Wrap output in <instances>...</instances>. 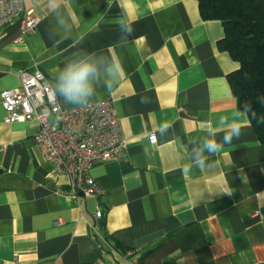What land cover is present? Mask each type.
<instances>
[{
	"label": "crops",
	"instance_id": "crops-1",
	"mask_svg": "<svg viewBox=\"0 0 264 264\" xmlns=\"http://www.w3.org/2000/svg\"><path fill=\"white\" fill-rule=\"evenodd\" d=\"M124 3L65 0L72 31L51 39L47 0H21L20 16L0 29V264H264V143L248 115L207 167L182 171L207 130L221 141L219 119L240 111L227 78L239 65L219 48L221 22L204 20L199 0ZM28 11L41 20L22 35ZM122 15L134 29L125 46ZM82 52L122 66L114 88L97 87L89 102L112 98L127 143L125 161L92 170L101 198L68 195L70 178L35 142L38 123H8L1 105L20 72L40 69L54 90L58 70Z\"/></svg>",
	"mask_w": 264,
	"mask_h": 264
},
{
	"label": "built area",
	"instance_id": "built-area-1",
	"mask_svg": "<svg viewBox=\"0 0 264 264\" xmlns=\"http://www.w3.org/2000/svg\"><path fill=\"white\" fill-rule=\"evenodd\" d=\"M21 13V0H0V29ZM40 20L33 11L26 12L22 35L33 34ZM18 79V87L1 93L6 121L38 123L35 142L46 162L58 174L70 178L68 195L101 198L104 190L94 180L93 168L98 163L127 159V143L112 98L62 108L58 95L40 69L22 71ZM95 216L101 220L104 214L98 210Z\"/></svg>",
	"mask_w": 264,
	"mask_h": 264
},
{
	"label": "clouds",
	"instance_id": "clouds-1",
	"mask_svg": "<svg viewBox=\"0 0 264 264\" xmlns=\"http://www.w3.org/2000/svg\"><path fill=\"white\" fill-rule=\"evenodd\" d=\"M64 2L65 0H47V7L53 20L49 31L51 39H55L59 34L67 36L72 31L71 18L66 15L62 7ZM126 3L127 0L124 4H119V7L126 11ZM110 4L111 0H108V6ZM117 29L120 33L117 44L119 46L127 45L128 38L134 31L132 22L124 19L122 15L117 20ZM121 73L122 66L116 59L102 53L82 52L67 61L63 68L58 70L54 76L53 88L65 103L86 106L96 95L97 87H103L110 92L119 82ZM258 101L264 104V95L259 96ZM241 111L244 113L251 111L250 106L245 104L240 111L232 115L231 119L227 116H222L219 119L218 125L224 129L221 141L216 139L214 128L207 130V135L191 148L188 155L189 163L182 168L185 174L191 172L194 167L203 170L208 166L209 155L219 153L225 144L231 143L233 139H239L242 134V124L239 122ZM252 116L255 118L256 113L252 112ZM168 127L170 125L167 123L162 125V129L165 131ZM223 193L232 195V191L227 187Z\"/></svg>",
	"mask_w": 264,
	"mask_h": 264
},
{
	"label": "trees",
	"instance_id": "trees-1",
	"mask_svg": "<svg viewBox=\"0 0 264 264\" xmlns=\"http://www.w3.org/2000/svg\"><path fill=\"white\" fill-rule=\"evenodd\" d=\"M199 11L204 20L220 21L224 28L219 48L239 65L228 82L239 110L250 106L246 114L264 143V104L258 101L264 95V0H199Z\"/></svg>",
	"mask_w": 264,
	"mask_h": 264
}]
</instances>
